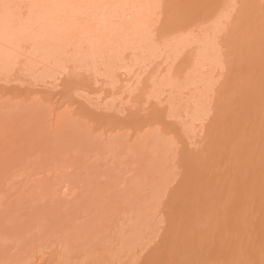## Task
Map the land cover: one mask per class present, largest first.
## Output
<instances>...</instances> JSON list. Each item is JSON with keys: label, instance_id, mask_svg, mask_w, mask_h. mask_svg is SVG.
Returning a JSON list of instances; mask_svg holds the SVG:
<instances>
[{"label": "bare ground", "instance_id": "6f19581e", "mask_svg": "<svg viewBox=\"0 0 264 264\" xmlns=\"http://www.w3.org/2000/svg\"><path fill=\"white\" fill-rule=\"evenodd\" d=\"M168 4L0 0V206L70 238L30 264H264V0L165 29ZM58 81L101 103L46 119L31 95L51 102ZM121 95L136 104L104 105Z\"/></svg>", "mask_w": 264, "mask_h": 264}, {"label": "rangeland", "instance_id": "374dc122", "mask_svg": "<svg viewBox=\"0 0 264 264\" xmlns=\"http://www.w3.org/2000/svg\"><path fill=\"white\" fill-rule=\"evenodd\" d=\"M182 2L183 3L185 2V3L183 4ZM182 2L179 0H168V3H169L168 8L170 7V12L172 16L170 17L169 15L167 16L169 20L167 18L166 19L167 21H165V25H164L165 29H167L168 27V24H167L168 22H171L169 23L170 24L169 28H170L171 25L173 24L175 25L176 23H179L182 19L186 20V18L187 20H189V21L187 20L186 21L189 24L191 23V25L199 24L202 20L201 18L205 16L204 13L205 12L208 13L210 11V7L211 6L214 7L213 5H215V3L218 2V0H187V3L185 0ZM161 19L162 18L160 17L159 20L162 21ZM159 34H160L159 31H155L156 36L157 35L159 36ZM180 64L182 65V63H179L175 68L176 70L178 69V66L180 68L181 66ZM23 69L24 68L20 67L18 72H16V74L14 75V77L16 76L17 78L21 79L22 71L24 72ZM14 77H10V79H12V82L5 85L8 89L7 91H5L7 93L6 95L7 99L13 98L12 94L14 90L12 88L16 87L15 85L20 86L21 84L18 82L16 83L17 80H14L16 79V77L15 78ZM33 77H38V74L33 75ZM146 77L147 76H144V77L142 76L141 81L144 82L146 80ZM64 84L65 83H63L62 81H58L57 84L56 83L54 84L57 87L53 90V96L51 98V102H41V101L39 102V99H40L39 92L41 90L38 91L36 94L31 95V98L32 99L37 98L38 105H41V107L45 109L44 113L47 116L46 119H48L47 110L51 108V106H58V107L61 106L63 108L66 106H69L70 108H74L78 104L76 102V98L77 100H80V101L89 102L92 105H95V104L99 105V103H101V96L94 94L93 91H91L89 88L80 87L77 85L75 86L73 85L72 87L66 88ZM21 85L23 87L21 86L19 88L22 89L25 87V85H27V83L22 82ZM139 86L140 84L137 86V88H140ZM34 89L39 90L40 88L39 89L34 88ZM137 92L138 91H135L134 94H137ZM22 99H23L22 97L14 98L12 100V103H14V105H22L23 103ZM124 100H123V95L115 96L114 98H112V100L110 99V100L105 101L104 105L108 104V106H112L117 111H121V110L123 111L124 110L123 107H125L126 105L128 106V104L129 105L136 104V101H137L136 98H134L133 101L132 99L125 100V101ZM130 101H132V103ZM107 118L109 117L102 116V117L97 118L95 116H92L91 118L86 119L83 122H87L86 127H88L90 130L91 129L93 130V128H97L98 125L101 128H104L103 125H101L102 122L114 121L113 119L109 120ZM96 119H99L100 122L95 121ZM131 131H132L131 129H128V130L124 129L120 131L116 130L112 134H109V133L105 134V136H108V135L114 136V135H119V134L129 135L132 133ZM100 132L101 130L94 131L91 137L93 139H98V135H100ZM90 154L91 155L96 154V151H94L93 153V151L91 150ZM96 158L97 157L94 156V158L90 160L89 163L94 164V161ZM91 167H94V166H91ZM43 177L45 176H43V174L41 173L34 176V178H43ZM27 178H28L27 175H23L19 177L13 184V185L17 184L14 187H17L19 185L18 183L23 182ZM119 183L123 184L124 182L122 181ZM3 209H10L9 215H7V218L5 216L3 218L4 220L1 219L3 215L2 214ZM30 210H31V207H29V205H24V204L19 205V206H11V207L0 206V213H1L0 215V264H17V262L18 264L19 263L20 264H25V263L30 264L32 261L35 260L33 256L36 250H38L39 253L35 256L48 257L50 256L49 250H52L53 248H58L62 243L65 244L67 242V239L68 240L70 239L69 237H67V231H66L67 229H65L64 231L62 229V227L65 225L66 222L62 220L53 222V223L51 221L50 223L49 222L43 223V221L36 222L37 221L36 219H31L25 216L27 214L25 212H29ZM32 220L34 222H32ZM57 227H59L57 230L54 229ZM82 247H83L82 244H80L79 248H82ZM45 252L47 255H45ZM78 260H80V257L78 258Z\"/></svg>", "mask_w": 264, "mask_h": 264}]
</instances>
